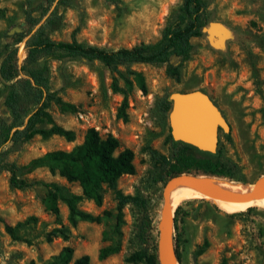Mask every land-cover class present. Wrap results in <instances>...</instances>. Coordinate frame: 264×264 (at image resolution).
<instances>
[{
	"label": "rangeland",
	"instance_id": "374dc122",
	"mask_svg": "<svg viewBox=\"0 0 264 264\" xmlns=\"http://www.w3.org/2000/svg\"><path fill=\"white\" fill-rule=\"evenodd\" d=\"M179 2L118 0L116 7L104 0H78V6L74 7L56 6L54 2L47 5L45 0H0V50L4 44L16 48L20 63L25 56L23 43L14 45L13 41L28 29L25 15L39 24L51 12L57 24L49 30V36L55 40H68L72 30L78 28V40L105 48L153 42ZM208 3L211 23H220L226 30L222 44L213 46L207 34L191 39L190 58L178 65L179 82L165 76L163 65L132 66L131 70L142 74L146 94H141L132 84L127 94L125 123L116 118L121 95L110 90L113 75L109 71L98 63L50 62L51 88L76 109L61 113L51 106L49 112L57 125L74 132L75 140L67 143L57 136L45 139L34 136L13 149L6 159L22 165L49 151H69L81 142L87 128H94L101 137L111 135L119 141L120 148L132 151L135 169L134 175L118 179L117 189L123 195H137L145 201L150 230L144 236L139 233L141 214L131 203L122 206L121 221L116 226L117 203L108 189H103L99 207L86 199L77 204L79 210L98 217V222L76 221L71 227L67 209L60 201L57 202L58 217L43 209L41 200L46 189L42 185L13 189L8 186V174L2 172L0 218L10 226L31 217L36 221L19 228L16 241L4 233L0 223V264H51L64 246L72 249L71 262L86 255L92 264H146L145 259L131 256L143 253L150 257L158 241L161 192L168 179L154 181L159 162L152 152L164 157L169 155V111L163 113L160 103L170 93L193 90L205 93L228 123L229 139L218 133L216 149L229 168L220 180L251 184L264 175V0H208ZM118 85L123 87L122 81L118 80ZM6 90L7 85L0 81V115L8 120L3 106ZM25 178L28 182L54 183L64 195L80 194L76 184L50 174L46 168H37ZM177 206L179 209L174 214ZM177 206L171 213L170 236L179 256L178 264L222 261L224 264H264L263 206L251 204L239 211H227L201 198L185 200ZM60 226L68 228V238L54 237L47 241L45 233ZM203 241L207 246L197 255ZM104 246L118 249L99 261L97 251Z\"/></svg>",
	"mask_w": 264,
	"mask_h": 264
},
{
	"label": "trees",
	"instance_id": "16d2710c",
	"mask_svg": "<svg viewBox=\"0 0 264 264\" xmlns=\"http://www.w3.org/2000/svg\"><path fill=\"white\" fill-rule=\"evenodd\" d=\"M47 5L78 6V0H45ZM118 6V0H104ZM208 0H180L172 10L159 37L149 43L139 42L129 47L105 48L76 38L78 28L72 30L68 40H55L49 36L57 24V18L51 12L41 23L25 15L28 29L19 34L13 44L23 43V60L18 63L17 49L4 44L0 50V81L7 85L3 106L8 120L0 115V173L8 174V186L13 189H23L33 184L42 185L46 191L41 200L43 209L54 217H58L57 202L60 201L67 209V221L73 227L76 221L98 222V217L79 210L78 202L82 199L90 200L96 207L102 202V191L108 189L116 200L115 225L121 221V208L131 203L141 214L139 233L145 235L150 230V219L145 201L137 196L123 195L117 189V181L122 176L134 175L133 153L128 148H120L119 141L111 135L101 137L94 128H87L79 144L69 151L54 150L30 159L26 164L18 165L7 161L8 154L34 136L42 139L57 136L65 142L75 140L72 130L57 125L49 109L54 106L61 113L75 112V106L63 101L56 90L50 85V62L60 64L80 62L85 65L100 64L111 75L109 88L113 93L121 95V101L116 110V118L127 122V94L135 84L141 94H146V85L142 74L131 70L134 65H163L164 74L174 82H179L178 65L187 61L193 50L190 43L193 38L205 37L203 28H207L212 19L209 17ZM2 14L0 12V18ZM247 55L249 52L245 49ZM176 61L177 63H173ZM122 81L123 87L118 85ZM187 92V91H186ZM182 93V92H181ZM161 111L170 110V103L163 99ZM46 126V127H42ZM229 139L228 135H224ZM169 155L164 157L152 152L159 162L158 175L155 182L165 181L179 174H201L204 179L217 181L226 175L229 168L222 162L221 153L216 149L214 154L198 151L196 148L171 140L168 135ZM37 168H46L50 174H57L67 183H74L80 190L79 195H64L54 183L28 182L26 175ZM226 169V170H225ZM226 182V181H224ZM233 184L232 182H228ZM241 185V184H238ZM246 186V185H241ZM179 206L174 210L177 213ZM244 211V210H242ZM240 211V212H242ZM36 219L31 217L22 223L10 226L3 222L5 234L13 240H18L17 230ZM68 228L60 226L45 233V239L50 241L54 237L63 240L68 238ZM207 242L196 252L201 254ZM116 246H104L98 249L97 259L103 260L117 252ZM154 254L150 257L143 253H136L131 258L145 259L146 264H159L157 245L153 247ZM72 249L64 246L53 257L51 264H69L72 260ZM177 263L179 256L174 249ZM71 264H92L88 256L82 255L74 259ZM219 264H224L222 261Z\"/></svg>",
	"mask_w": 264,
	"mask_h": 264
},
{
	"label": "water",
	"instance_id": "95a60500",
	"mask_svg": "<svg viewBox=\"0 0 264 264\" xmlns=\"http://www.w3.org/2000/svg\"><path fill=\"white\" fill-rule=\"evenodd\" d=\"M209 36L213 46H220L226 35L225 28L217 22L209 23L202 29ZM170 110L167 115L169 136L171 140L188 144L198 151L214 154L217 148L218 133L228 134L229 125L211 99L199 90L173 92L167 97ZM178 182L190 184L198 191L204 192L213 199L224 202H248L254 200L264 188V175L251 184L232 182L233 184L249 185L248 193L240 196H229L220 193L204 178L191 174H179L169 178L161 192V208L157 222L159 264H178L171 242V215L169 213L168 196L172 186ZM160 248L166 261L160 260Z\"/></svg>",
	"mask_w": 264,
	"mask_h": 264
},
{
	"label": "bare ground",
	"instance_id": "6f19581e",
	"mask_svg": "<svg viewBox=\"0 0 264 264\" xmlns=\"http://www.w3.org/2000/svg\"><path fill=\"white\" fill-rule=\"evenodd\" d=\"M207 183L212 185L217 191L222 194L229 195V196H240L246 194L250 190V186H241L238 184H231L224 181H217L213 179H204ZM206 199L210 200L216 207L223 209V210H232V211H239L243 209L244 206H249L251 204H258L264 207V188L257 194L254 200L248 202H224L220 200L213 199L208 194L198 191L197 189L193 188L190 184L185 182H178L175 183L168 196L169 201V213L173 212L174 208L179 205L182 201L191 200V199ZM235 208V210L233 209ZM160 260L162 262L166 261V256L163 253L162 249L160 248Z\"/></svg>",
	"mask_w": 264,
	"mask_h": 264
}]
</instances>
